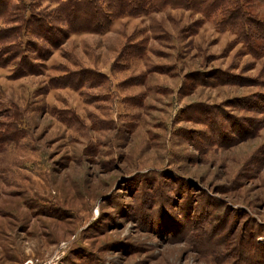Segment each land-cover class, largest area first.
Masks as SVG:
<instances>
[{"label":"rangeland","instance_id":"rangeland-1","mask_svg":"<svg viewBox=\"0 0 264 264\" xmlns=\"http://www.w3.org/2000/svg\"><path fill=\"white\" fill-rule=\"evenodd\" d=\"M57 8L0 11V264H264V54L172 8L53 48Z\"/></svg>","mask_w":264,"mask_h":264},{"label":"trees","instance_id":"trees-1","mask_svg":"<svg viewBox=\"0 0 264 264\" xmlns=\"http://www.w3.org/2000/svg\"><path fill=\"white\" fill-rule=\"evenodd\" d=\"M58 5L52 17L33 16L26 28L50 44L60 46L77 33L104 34L122 17H149L166 9H183L214 21L219 32L230 31L254 57L264 54V19L259 9L264 0H48ZM13 0H0V11L12 6ZM262 15L264 16V10ZM221 17V20L214 19ZM49 20H53L49 21ZM59 23L55 25V23ZM62 25V26H60ZM65 26L66 31L63 29ZM62 27V28H61ZM13 36V37H12ZM13 29L0 34V42L14 41ZM26 65V64H23ZM33 64L28 73H32ZM24 74L23 70L20 71ZM261 248H264V242ZM260 248V249H261ZM260 264V263H259Z\"/></svg>","mask_w":264,"mask_h":264},{"label":"built area","instance_id":"built-area-1","mask_svg":"<svg viewBox=\"0 0 264 264\" xmlns=\"http://www.w3.org/2000/svg\"><path fill=\"white\" fill-rule=\"evenodd\" d=\"M61 258V253L58 252L56 253L55 255H53L51 258L47 259V260H44L42 262H35L33 260H30L28 262H26L25 264H58L59 260Z\"/></svg>","mask_w":264,"mask_h":264}]
</instances>
